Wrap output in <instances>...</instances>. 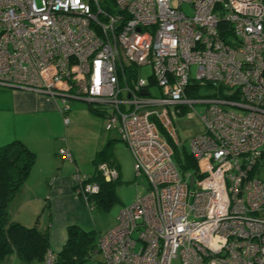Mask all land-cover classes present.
I'll return each mask as SVG.
<instances>
[{
	"label": "built area",
	"instance_id": "2783aa9c",
	"mask_svg": "<svg viewBox=\"0 0 264 264\" xmlns=\"http://www.w3.org/2000/svg\"><path fill=\"white\" fill-rule=\"evenodd\" d=\"M0 88L61 99L65 124L84 100L126 144L147 188L99 235L104 264H264V0H0ZM194 103L197 177L167 141ZM72 178L84 201L99 189Z\"/></svg>",
	"mask_w": 264,
	"mask_h": 264
},
{
	"label": "rangeland",
	"instance_id": "374dc122",
	"mask_svg": "<svg viewBox=\"0 0 264 264\" xmlns=\"http://www.w3.org/2000/svg\"><path fill=\"white\" fill-rule=\"evenodd\" d=\"M183 9L188 14L191 12L186 4H183ZM151 71L150 65L141 66L140 76L147 79ZM194 72L195 67L192 66L191 73L194 74ZM207 90L206 87H199L194 96H189L191 98H203ZM55 99L62 106L61 99ZM69 105L68 124L63 122V116L59 112V116L49 115L47 125L25 119L22 121V124L20 122L15 123L17 125L16 128L11 129H14V133L23 137L28 136V134L31 135V133L36 134L35 132H38L37 134H40V137L46 136L51 141V145L56 152L59 147L68 146L72 153L73 163L65 160L57 153L56 159L58 165H72L74 168H78L81 174H92L94 172L93 158L95 152L105 147L108 149V162L113 161L116 164V168L114 169L116 170L114 180L118 178L115 180L114 186L116 200L113 201L110 208L105 210L93 203L90 208H87L90 213L91 230L103 233L115 224L116 216L120 208L130 204L137 194L144 192L147 181L143 176L135 175L133 160L126 144L118 138L117 132L115 130L108 131L105 129L106 120L104 112H101V115L92 112L89 109V104L84 100L72 99ZM203 107L204 104L202 103H194L193 109L187 108L181 114L175 115L172 118V123L178 136L176 146L186 153H190L191 137L202 129V124L196 113H200ZM189 112L190 114H188ZM9 124L3 121V124H0V132L9 129L11 127ZM29 140L31 148H37L36 143L32 139ZM103 166L104 169L100 168L102 174L105 173V170L109 169L105 164ZM112 179V177L107 175L105 177L106 181ZM85 264H104L102 254L100 252H94ZM171 264H178V261L174 260Z\"/></svg>",
	"mask_w": 264,
	"mask_h": 264
},
{
	"label": "crops",
	"instance_id": "0c3cea01",
	"mask_svg": "<svg viewBox=\"0 0 264 264\" xmlns=\"http://www.w3.org/2000/svg\"><path fill=\"white\" fill-rule=\"evenodd\" d=\"M58 105L56 99L35 92L0 89V124L5 121L11 125L0 132V146L18 139L36 157L29 176L10 204L11 219L26 226L37 221L42 231L48 228L50 250L53 253H57L65 243L67 226L77 225L84 230H91L89 210L75 193L72 178L74 167L58 165V151H54L51 141L46 136L40 137L38 132L23 137L11 128H16L15 123L22 124L25 119L47 125L49 115L59 116ZM28 138L36 143L39 150L31 148ZM146 188L147 185L144 190ZM0 264L26 263L15 255H9Z\"/></svg>",
	"mask_w": 264,
	"mask_h": 264
},
{
	"label": "trees",
	"instance_id": "16d2710c",
	"mask_svg": "<svg viewBox=\"0 0 264 264\" xmlns=\"http://www.w3.org/2000/svg\"><path fill=\"white\" fill-rule=\"evenodd\" d=\"M198 88L197 85L192 84L187 93L194 96ZM89 109L101 115L102 111L90 104ZM167 141L173 150V159L178 170L182 174L189 173L197 177L196 161L192 155L178 149L169 137ZM108 155L106 147L97 151L93 158L94 172L90 175L86 174L87 179L85 182L96 183L99 187L98 191L88 195L86 201L81 195L77 194V197L87 208H90L93 203L105 210L110 208L113 201L116 200L114 186L115 180L118 178L106 181V176L102 174L99 167L105 164L107 168L116 172L114 170L116 164L113 161L108 162ZM35 158V153L18 139L0 146V263L7 256L15 255L26 264L35 262H44L45 264L47 252L51 251L48 228L44 231L40 230L37 221L31 226H26L13 221L10 214V204L29 176ZM100 234L95 230H84L77 225L67 226L65 243L57 253H54L56 263L85 264L92 254L97 251V240Z\"/></svg>",
	"mask_w": 264,
	"mask_h": 264
},
{
	"label": "water",
	"instance_id": "95a60500",
	"mask_svg": "<svg viewBox=\"0 0 264 264\" xmlns=\"http://www.w3.org/2000/svg\"><path fill=\"white\" fill-rule=\"evenodd\" d=\"M141 93H142V94H147V90L143 89V90L141 91ZM192 184H193V177H191L190 180H189V185H192Z\"/></svg>",
	"mask_w": 264,
	"mask_h": 264
}]
</instances>
